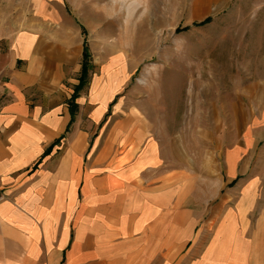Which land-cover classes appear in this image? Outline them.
Listing matches in <instances>:
<instances>
[{
	"label": "crops",
	"instance_id": "0c3cea01",
	"mask_svg": "<svg viewBox=\"0 0 264 264\" xmlns=\"http://www.w3.org/2000/svg\"><path fill=\"white\" fill-rule=\"evenodd\" d=\"M83 42L67 14L31 21L0 69V264H264V195L248 186L232 204L226 190L264 159V83L234 144L223 124L200 155L197 127L186 144L123 103L116 62L73 101Z\"/></svg>",
	"mask_w": 264,
	"mask_h": 264
},
{
	"label": "rangeland",
	"instance_id": "374dc122",
	"mask_svg": "<svg viewBox=\"0 0 264 264\" xmlns=\"http://www.w3.org/2000/svg\"><path fill=\"white\" fill-rule=\"evenodd\" d=\"M66 14L86 43L84 81L116 62L128 75L123 103L165 119L168 135L181 133L186 144H195L197 127L200 155L211 156L208 132L224 124L233 145L256 112L248 92L264 83V0L217 7L211 0H0V69L27 24L57 28L66 25ZM256 184L260 200L264 159L246 161V173L226 185L231 203Z\"/></svg>",
	"mask_w": 264,
	"mask_h": 264
},
{
	"label": "trees",
	"instance_id": "16d2710c",
	"mask_svg": "<svg viewBox=\"0 0 264 264\" xmlns=\"http://www.w3.org/2000/svg\"><path fill=\"white\" fill-rule=\"evenodd\" d=\"M209 19L207 18L204 22H201L200 24H196V25H201L203 23H205L206 21H208ZM82 57H83V60H86L87 59V54H86V43L83 42V52H82ZM86 77V66L85 64L83 63L82 66H81V72H80V78H79V84L78 86L75 87V90H74V94L72 95V100L74 101V99L76 98V95L78 93V91L83 87V82H84V79ZM72 101V103H70V112L71 114L73 115V113L75 112L76 110V106L74 105V102Z\"/></svg>",
	"mask_w": 264,
	"mask_h": 264
}]
</instances>
